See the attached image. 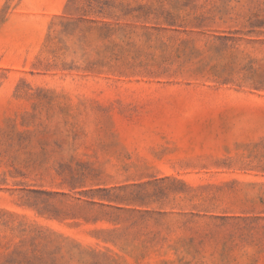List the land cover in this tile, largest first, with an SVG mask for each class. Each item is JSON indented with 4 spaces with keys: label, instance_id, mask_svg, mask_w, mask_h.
I'll return each mask as SVG.
<instances>
[{
    "label": "rangeland",
    "instance_id": "374dc122",
    "mask_svg": "<svg viewBox=\"0 0 264 264\" xmlns=\"http://www.w3.org/2000/svg\"><path fill=\"white\" fill-rule=\"evenodd\" d=\"M0 264H264V0H0Z\"/></svg>",
    "mask_w": 264,
    "mask_h": 264
}]
</instances>
